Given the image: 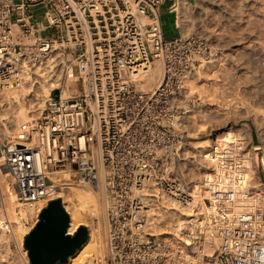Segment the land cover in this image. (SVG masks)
Here are the masks:
<instances>
[{
	"label": "built area",
	"instance_id": "obj_1",
	"mask_svg": "<svg viewBox=\"0 0 264 264\" xmlns=\"http://www.w3.org/2000/svg\"><path fill=\"white\" fill-rule=\"evenodd\" d=\"M180 1L0 0V91L28 80L35 105V88L60 77L38 115L0 142L18 201H44L26 233L51 200L63 201L51 175L76 164L95 180L100 159L109 198L103 264H264V188L246 164L253 142L209 149L203 204L192 205L179 177L196 102L186 81L212 52L202 28L165 35L162 6L177 20ZM157 61L162 79L144 90ZM70 70L79 93L63 97ZM1 228L13 234L9 218Z\"/></svg>",
	"mask_w": 264,
	"mask_h": 264
},
{
	"label": "rangeland",
	"instance_id": "obj_2",
	"mask_svg": "<svg viewBox=\"0 0 264 264\" xmlns=\"http://www.w3.org/2000/svg\"><path fill=\"white\" fill-rule=\"evenodd\" d=\"M220 1L224 5L223 11L222 9L218 10L212 8L206 0H196L194 6L185 1V16H180L181 13L178 10L177 21L179 26L182 20H185V22L189 24V27L187 26L186 29L180 27L183 35L190 34L203 27L202 29L207 30V32L210 31L209 36H211L210 40H212L210 58L201 65L200 68L195 70L196 74L193 79L197 82V88L190 93L195 95L196 102L190 112L192 115V118L189 119L190 123H188L185 128L186 134L191 141L188 151L186 149L184 151H193V149L190 148L192 145H199L200 141L206 139L212 140L213 143L215 142L214 145L219 144L221 146H226L229 142H238L245 139L247 136L248 141L252 143V132L256 131L259 136V142L257 144L253 143L250 150L251 158L249 159L251 160L252 176L259 183L257 186L264 188L258 178L256 167L257 155L253 150L254 148H259L261 150L264 163V0ZM167 6L168 4L162 7L164 31L166 36L173 37L176 35L173 27V15L168 13ZM211 32H214L213 34L215 37L212 36ZM54 33H56V30L50 29L46 32V35L50 36ZM215 34L222 37V39L219 37L216 38ZM214 59L219 60L216 66H213L216 63L212 64ZM157 63H159V61H157L156 64ZM78 71V66H74V72L78 73ZM148 87L151 89L155 86L148 84ZM53 94L56 95V92ZM45 98L46 97H40V99L36 101H44ZM260 98H262L261 103ZM34 101L35 99H33L32 94H30L26 96L25 104L27 106H34ZM255 103H258V107ZM197 104H202L200 113H195L193 111ZM35 108L36 106L32 107V110H35ZM258 111L259 114L262 115L257 114ZM260 111L262 113H260ZM34 114V116H37V111H34ZM6 137L7 135L0 138V142ZM184 154L186 160L183 164L185 166L183 164L180 165L179 177L181 181L187 185L189 190L195 187V190L203 192L204 187H206L205 177L213 166H210L208 162L205 161V166L193 167L190 164L191 159L193 160L191 154ZM187 157L190 159H187ZM0 171L5 172L2 167ZM5 173L6 176L3 177V181H0V187L5 189L2 191L0 188V224L4 217H7L11 220L14 228L13 234L6 233L2 229L5 234V239H8V247L6 248L8 250L3 253L5 254L4 258L6 257L7 259H5L11 264H31L28 251L24 245L25 237L28 234L26 232L29 230L30 226L25 225V222L28 219L34 222L38 211L33 215H29V217L25 215L29 203H21L16 200L15 195L12 193V188H15L12 178L7 172ZM63 176L64 178L66 177V175H59L58 178H54V182L57 181V179L63 178ZM80 176L79 174V177ZM13 190L16 192L15 189ZM6 196H10V200L15 199L17 201L14 205L15 211H17L15 215L23 222L20 228L22 229L24 226V233H17V230L20 228L14 226L15 218L13 219L12 215L7 213L6 207L9 206L10 202H6L9 199L8 197V199H6ZM80 225L88 227L90 238L91 227L88 226L89 224L82 222L79 226ZM15 228H17V230ZM14 230H16V232ZM20 231L18 230V232ZM20 234H22V239L20 238ZM16 236H18L19 239ZM86 243V246L83 245L85 248L82 246L76 254L70 257L67 264L72 261L71 259L74 260L73 257H75V259L78 257L77 254L79 251L81 253L82 250L85 252L88 249L87 246H89V244ZM95 251L93 250V264H103V257L106 252L102 253V257L101 255L98 256V248L97 250L95 249Z\"/></svg>",
	"mask_w": 264,
	"mask_h": 264
},
{
	"label": "bare ground",
	"instance_id": "obj_3",
	"mask_svg": "<svg viewBox=\"0 0 264 264\" xmlns=\"http://www.w3.org/2000/svg\"><path fill=\"white\" fill-rule=\"evenodd\" d=\"M206 1H207V3H209L212 6V8H216L218 10L222 9V11H223L224 5L222 4V2L220 0H206ZM243 5H244V3H243ZM185 6H186L185 0L184 1L181 0L178 7H177L178 8L177 11L179 10V12L181 13L180 16H185V12H186ZM250 23H251V21H250ZM187 26L189 27V24H187L185 22V20H182L180 27L182 29H184V28L186 29ZM201 28H203V27H201ZM205 31L207 34H210V31L209 32H207V30H205ZM185 33H186V31H185ZM213 33H212V36H214ZM218 37L219 36L216 35V38H218ZM210 38H211V36H210ZM219 38L222 39V37H219ZM212 39H214V38H212ZM220 39H219V41H220ZM226 42H227V40H226ZM213 63H216L213 65V66H216L219 63V60L214 59V61H212V64ZM195 74H196V72L194 71L193 74L191 76H189L187 78V81H186V86L188 87L190 92L191 91L193 92L194 89L197 88V82H195V80L193 79ZM162 75H163V67H162L161 62H159L151 70V72L147 73V75L144 77V79L146 81L143 83L142 88L144 90H150L148 87V84L156 86L160 82V80L162 79ZM56 85H60V77L58 78L57 82H55L53 84L45 82L41 85H38L35 89L39 93V96L44 98V97H47L49 95L51 88H53ZM32 86H33V84H31V82H29L28 80H22L18 84L13 85V86L5 89V90L0 91V138L5 137V135H9V134L14 133L15 130L18 128V126L21 123L30 120L35 115L34 111L36 110V109L32 110V107H35L38 105V109L43 108V106H44L43 100L38 102L34 106L33 105L27 106L25 104L26 96L29 94ZM62 93H63V97L77 96L79 93V88L76 85V77L74 75H72L71 70H70V76L67 78L66 83L63 85V92ZM260 99H261L260 100V103H261L262 98H260ZM263 103H264V100H263ZM257 104L255 103L256 106H257ZM201 109H202V104H197L195 106V110H193V111L195 113H200ZM261 111H260V113H262ZM257 114H259V111ZM259 115H262V114H259ZM263 115H264V113H263ZM212 143L213 142H212V140L210 141V139L202 140V141H200L199 145H192V147H190V148H192L193 151H189V152H187L189 149L187 147L186 148L187 151L185 153H188L189 155L191 154V158H193V160L191 159V161H190L191 163L190 162H188V163H190L193 167H200V166H205L204 163H205V161H207L210 166L211 165L214 166L213 165L214 162L210 159V156L207 154L209 149H211V147L214 146L215 142L213 144ZM187 159H190V158L187 157ZM250 163H251V160L248 158L246 161V164L249 167L250 174L252 175ZM97 168H98V173H97V179H95V180L85 178L82 174L81 169H75L72 167L66 168V169H61L59 171H56L53 175H51L53 180H54V178H58L59 175H66L65 178L63 176V178H60L59 180L57 179V181L54 182V185L52 188L53 189L52 194H53V196H61L63 198V204L65 205L66 209L70 212L71 223H70L69 231L70 232L76 231V229L79 227V224L82 222L88 223L89 224L88 226L91 227V229H90L91 235H90V238L88 239V241L86 243V244H89V246H87L88 249L85 252L82 250L81 253L79 251L77 254L78 257L76 256L77 257L76 259H75V257H73L74 260L71 259L72 261L69 264H93V258H92L94 256L93 250L95 251V249L97 250V248H98V251H97V253H99L98 256L99 255L102 256V253L106 252L105 250L107 247V244H106L107 207L109 205V198H108L107 190L105 187L106 173H105L103 164H102L100 159L97 160ZM5 172L0 171V181L3 179L4 176H6ZM79 174L82 177L81 176L79 177ZM4 187H5V185H4ZM0 188L2 191L5 190L3 187H0ZM13 189H15V188H12V193L15 195L16 200H18L16 192H14ZM192 194L195 197L194 201L192 202V205L196 206L198 203L203 204V202H204L203 199L208 196V190L206 189V187H204L203 192H200V191L195 190V187H192ZM7 197L9 198L10 196H6V199H8ZM10 199L11 198H9L6 201L8 203L10 202L9 206L7 205L8 207H6L7 213L9 215H12L13 219L15 218L14 219L15 220L14 226L20 228L23 225V222L20 220V218L16 217L15 212H17V211H15V208H14V205L17 201L15 199L14 200L13 199L10 200ZM34 202L35 203L30 202L29 205H27V210L25 211V215H27L28 217H29V215H33V214L37 213V211H39L40 207L44 204L43 200H36ZM182 211H187V210H185L183 208ZM180 224H181L180 221H177V222L173 221V225H176L177 227H180ZM23 227H22V229L21 228L18 229L19 231L22 230L20 232H18L17 228H15L17 230V233H21V232L24 233ZM16 230H14V231L16 232ZM161 232L165 233L166 232L165 228L161 227ZM20 235H21L20 236V238H21L22 234H20ZM18 236H19V234H18ZM18 236H16V237L18 238ZM21 239H20V241H21ZM7 241H8V239H5V234H4V231L2 230L1 224H0V254H1V257H0L1 263L0 264H9L10 263V262H8V260H6L7 259L6 257H5L6 259L4 258L5 254H3V253H5L6 250H8V249H6L8 247Z\"/></svg>",
	"mask_w": 264,
	"mask_h": 264
},
{
	"label": "water",
	"instance_id": "obj_4",
	"mask_svg": "<svg viewBox=\"0 0 264 264\" xmlns=\"http://www.w3.org/2000/svg\"><path fill=\"white\" fill-rule=\"evenodd\" d=\"M56 95L59 93L55 91ZM76 168V164L74 165ZM71 216L61 198L51 200L40 213L39 221L27 234L25 248L31 264H67L71 256L88 241L89 229L80 225L69 231ZM70 232V233H68Z\"/></svg>",
	"mask_w": 264,
	"mask_h": 264
},
{
	"label": "crops",
	"instance_id": "obj_5",
	"mask_svg": "<svg viewBox=\"0 0 264 264\" xmlns=\"http://www.w3.org/2000/svg\"><path fill=\"white\" fill-rule=\"evenodd\" d=\"M189 1H192V2L196 3V0H189ZM168 13H170L171 15H173V21H174L173 22V27H174V30L176 32V35L175 36H177V35H179L181 33L180 26L178 24V21L176 20L175 14L174 13H171L169 11H168ZM162 17H163V15H162ZM162 20H163V18H162ZM163 28H164V22H163ZM164 33H165V31H164ZM251 139H252V142L254 144H257L259 142V136H258V134H257L256 131H253L252 132ZM255 153L257 155L256 167H257L258 178L262 181V183H264V163H263L262 152H261L260 149H258L257 151H255Z\"/></svg>",
	"mask_w": 264,
	"mask_h": 264
},
{
	"label": "flooded vegetation",
	"instance_id": "obj_6",
	"mask_svg": "<svg viewBox=\"0 0 264 264\" xmlns=\"http://www.w3.org/2000/svg\"><path fill=\"white\" fill-rule=\"evenodd\" d=\"M75 232V231H74ZM74 232H72V234L74 235ZM68 233H70V232H68Z\"/></svg>",
	"mask_w": 264,
	"mask_h": 264
}]
</instances>
